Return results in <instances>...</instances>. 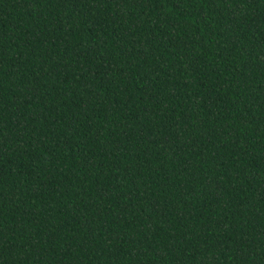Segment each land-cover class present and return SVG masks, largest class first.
I'll list each match as a JSON object with an SVG mask.
<instances>
[{"label":"trees","instance_id":"trees-1","mask_svg":"<svg viewBox=\"0 0 264 264\" xmlns=\"http://www.w3.org/2000/svg\"><path fill=\"white\" fill-rule=\"evenodd\" d=\"M0 264H264V0H0Z\"/></svg>","mask_w":264,"mask_h":264}]
</instances>
